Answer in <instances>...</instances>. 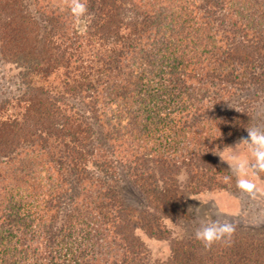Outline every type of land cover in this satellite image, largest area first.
I'll list each match as a JSON object with an SVG mask.
<instances>
[{"label": "trees", "instance_id": "1", "mask_svg": "<svg viewBox=\"0 0 264 264\" xmlns=\"http://www.w3.org/2000/svg\"><path fill=\"white\" fill-rule=\"evenodd\" d=\"M33 2L0 0V59L19 85L0 96V264H264V234L235 225L210 249L174 239L164 261L137 233L164 238L159 221L184 218L186 194L226 187L217 151L264 101V0H81L79 18L66 0ZM117 152L159 215L124 204ZM171 152L183 159L154 157Z\"/></svg>", "mask_w": 264, "mask_h": 264}, {"label": "rangeland", "instance_id": "2", "mask_svg": "<svg viewBox=\"0 0 264 264\" xmlns=\"http://www.w3.org/2000/svg\"><path fill=\"white\" fill-rule=\"evenodd\" d=\"M32 3L33 0H30ZM30 5V2H29ZM33 10L35 11L38 7L31 4ZM205 18V17H204ZM221 21L214 20V24L217 25V30L219 32V37L222 39L224 36L233 34L234 29L232 16L223 15ZM230 30V31H229ZM235 36L242 37L245 34L243 32H235ZM247 38L251 37L250 33L246 35ZM228 38V37H227ZM224 42L225 40L222 39ZM18 69L11 64H5L0 59V96L6 93L17 92L19 89L16 74ZM210 87L215 94L224 93L228 89V85L221 83L214 79L210 80ZM264 91V89H263ZM226 98V97H223ZM255 118L252 127L259 128L264 131V101L262 103L258 102L256 105ZM110 118L109 124H118V119L114 117L113 113L108 114ZM105 117V118H108ZM112 125H108L111 128ZM103 130L101 128L97 129L98 136L106 135L108 136V129ZM103 137V136H102ZM110 137V136H109ZM248 138V131L243 135H240L230 141L229 146L218 149L217 158L219 167L221 168V180L225 184V188L204 190L202 192L193 194L189 193L185 196L186 201V213L184 218L173 219L170 217H161L159 221L162 229L165 231V237L159 238L157 235L149 231L148 227L143 229L138 228L137 233L142 238L146 248L148 257L154 261H164L166 260L172 252V241L183 236L195 235L198 228L208 222H219L225 223L229 222L238 227L241 231L253 233V234H264V179L261 177L260 173L252 177V182L255 184L256 189L252 192L242 191L238 187L237 177L235 172L238 170V164L232 166L227 161H223L220 155H225L227 152L232 151L233 154H246L248 151L247 147L240 142L243 139ZM106 138L104 137V140ZM112 141H105L111 147ZM145 145L140 150V153H150L152 146V140L144 141ZM181 153H166V154H156L163 159H166L170 163L174 161H180L183 157ZM116 161V179L118 182V191L122 197L124 204L128 207L135 209L138 212L145 210V216L148 218H153L155 215H159L158 212L148 203L145 193L134 184L132 171L129 169V158L122 157L118 152L114 154ZM153 158V157H152ZM255 160L249 155L248 164L253 165ZM126 164V166H125ZM185 173L188 179V172L182 167L180 173ZM177 176V177H178ZM187 181V180H186ZM186 181L181 182L183 185ZM152 230H156L152 227Z\"/></svg>", "mask_w": 264, "mask_h": 264}, {"label": "clouds", "instance_id": "3", "mask_svg": "<svg viewBox=\"0 0 264 264\" xmlns=\"http://www.w3.org/2000/svg\"><path fill=\"white\" fill-rule=\"evenodd\" d=\"M70 2L72 13L77 17L83 16L87 12L86 4L81 0H66ZM248 138L243 139L240 143L248 149L246 154H233L232 151L225 155H220L223 161H227L230 168L238 164V170L235 172L238 181V187L242 191L252 192L256 189L252 182V177L258 173L264 172V131L259 128H248ZM249 155L254 158L255 163L251 166L248 164ZM178 180L184 182L187 175L181 173ZM234 226L229 222H208L198 228L195 232V238L206 248L210 249L214 244L219 242L230 241L234 233Z\"/></svg>", "mask_w": 264, "mask_h": 264}]
</instances>
